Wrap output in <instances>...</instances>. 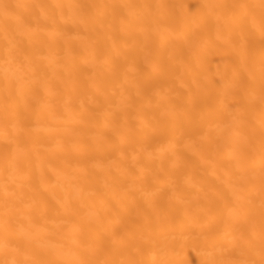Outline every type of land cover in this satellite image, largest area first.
I'll use <instances>...</instances> for the list:
<instances>
[{
    "label": "bare ground",
    "instance_id": "obj_1",
    "mask_svg": "<svg viewBox=\"0 0 264 264\" xmlns=\"http://www.w3.org/2000/svg\"><path fill=\"white\" fill-rule=\"evenodd\" d=\"M0 264H264V0H0Z\"/></svg>",
    "mask_w": 264,
    "mask_h": 264
}]
</instances>
